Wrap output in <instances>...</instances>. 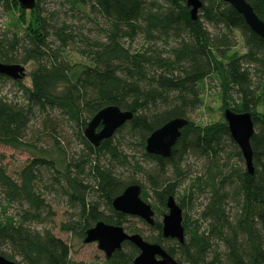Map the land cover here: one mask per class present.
Masks as SVG:
<instances>
[{
  "label": "trees",
  "instance_id": "trees-1",
  "mask_svg": "<svg viewBox=\"0 0 264 264\" xmlns=\"http://www.w3.org/2000/svg\"><path fill=\"white\" fill-rule=\"evenodd\" d=\"M245 1L264 21V0ZM201 3L192 20L186 0H35L29 11L0 0V17L16 16L13 28L0 29V62L32 65L28 84L0 74V143L31 155L11 174L0 153L3 257L82 264L47 226L55 204L72 212L60 229L81 238L101 220L159 244L180 264H264V39L230 4ZM238 39L243 52L234 53ZM206 80L220 87L223 111L251 116L252 174L224 119L191 120ZM109 105L132 118L95 147L84 128ZM173 118L188 123L170 156L147 153V137ZM186 176L190 185L177 197ZM130 184L146 202L145 186L152 193L153 225L113 209ZM168 196L182 211L184 198L200 209L192 220L183 211L182 243L162 236ZM138 252L125 241L105 264H133Z\"/></svg>",
  "mask_w": 264,
  "mask_h": 264
},
{
  "label": "water",
  "instance_id": "water-1",
  "mask_svg": "<svg viewBox=\"0 0 264 264\" xmlns=\"http://www.w3.org/2000/svg\"><path fill=\"white\" fill-rule=\"evenodd\" d=\"M20 8L29 11L34 8L35 0H16ZM230 4L239 12L251 31L264 39V21L260 20L253 8L245 0H222ZM201 0H186L190 8L192 20H196L197 12L201 7ZM0 74L13 79L24 76V66L20 64H4L0 62ZM132 118L130 111H122L114 105L100 109L84 128L86 140L97 147L101 141L110 138L114 132L126 121ZM223 119L228 127L231 138L239 147L246 169L249 174L253 172L252 151L250 138L253 134V122L247 112H234L229 108L223 111ZM188 123L185 118H173L161 127L152 131L146 139L145 150L149 154L160 157H169L171 148L180 137L181 129ZM141 186L130 184L113 198L111 205L114 210L123 214L142 219L147 225L154 224V210L150 203L141 198ZM166 212L161 219V232L164 238L175 239L182 243L184 239L183 211L173 196L165 201ZM125 241L138 249L133 264H180L164 248L157 243L145 240L139 233H129L123 226L97 221L85 231L83 242L96 243L106 259H110L115 251L121 249ZM0 264H17L0 254Z\"/></svg>",
  "mask_w": 264,
  "mask_h": 264
},
{
  "label": "rangeland",
  "instance_id": "rangeland-1",
  "mask_svg": "<svg viewBox=\"0 0 264 264\" xmlns=\"http://www.w3.org/2000/svg\"><path fill=\"white\" fill-rule=\"evenodd\" d=\"M16 22V16L13 14H6L0 17V29H10L13 28ZM234 53L243 52V45L240 39H238V44L235 48L232 49ZM70 60L75 63L83 62L79 56L73 54L70 55ZM32 65H24V76L21 78L26 84L30 81ZM11 90V85L2 87L1 93H7ZM221 90L216 81L206 80L204 84V90L202 94V105L201 107L191 116V120L199 125H205L219 120H223V110L221 109ZM0 153L4 156V164L9 173L13 174L17 171L24 162L31 157L30 152L23 149L12 148L8 145L0 143ZM191 167L194 169L195 161L193 159L189 160ZM195 170V169H194ZM190 185V177L186 176L181 179L177 192L175 196L181 197L184 194V191L187 190V187ZM149 197L146 199L151 205L154 204V199L152 193L147 189ZM184 208L183 211L187 213L188 220L195 219L196 214L200 209H197V206L194 205V201H188L184 198ZM194 202V203H193ZM196 204V203H195ZM52 210L55 215L47 226L53 232V234L67 243L70 247V259L75 262H81L82 264H105L106 258L104 253L98 249L97 244L94 243H84L83 238L74 235L70 232H66L60 229V224L65 222L68 216L72 213L67 207L62 205L52 204ZM132 224H136L138 227H143L142 224L138 223L135 220L131 221ZM124 226H127L126 224ZM151 232L145 230V235H149Z\"/></svg>",
  "mask_w": 264,
  "mask_h": 264
}]
</instances>
